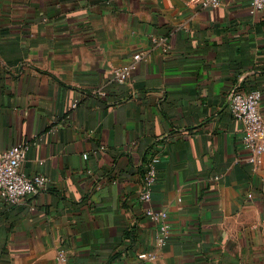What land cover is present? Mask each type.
<instances>
[{
	"label": "crops",
	"instance_id": "1",
	"mask_svg": "<svg viewBox=\"0 0 264 264\" xmlns=\"http://www.w3.org/2000/svg\"><path fill=\"white\" fill-rule=\"evenodd\" d=\"M232 89L260 90L264 119L250 0H0V152L28 143L20 171L47 179L0 200V264H264L263 165ZM152 155L165 245L139 200Z\"/></svg>",
	"mask_w": 264,
	"mask_h": 264
},
{
	"label": "built area",
	"instance_id": "2",
	"mask_svg": "<svg viewBox=\"0 0 264 264\" xmlns=\"http://www.w3.org/2000/svg\"><path fill=\"white\" fill-rule=\"evenodd\" d=\"M200 8H215L221 0H187ZM252 12L264 10V0H250ZM118 83L126 82L130 77V68L123 67L115 70ZM101 92L98 90L97 94ZM261 91L252 89L242 91L232 89L226 96V105L236 120L243 125L241 137L242 146L247 149L255 159L257 165H263L264 171V119L258 109ZM75 106V103L72 105ZM28 150V143H17L0 152V200L16 205L27 195H35L45 189L47 179L41 175L29 177L20 171L19 166ZM159 157L150 156L145 164L142 187L139 200L146 203L144 213L157 225L156 242L165 245L169 242L170 233L167 223V213L163 209H155L151 205V198L157 181ZM146 258L145 253L139 255ZM59 263L66 261L65 249L57 250Z\"/></svg>",
	"mask_w": 264,
	"mask_h": 264
}]
</instances>
